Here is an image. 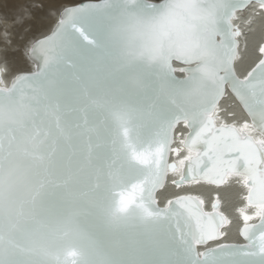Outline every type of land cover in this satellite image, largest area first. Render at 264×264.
Returning a JSON list of instances; mask_svg holds the SVG:
<instances>
[{
    "label": "snow or ice",
    "instance_id": "snow-or-ice-1",
    "mask_svg": "<svg viewBox=\"0 0 264 264\" xmlns=\"http://www.w3.org/2000/svg\"><path fill=\"white\" fill-rule=\"evenodd\" d=\"M245 14L260 22L251 57L240 25ZM14 44L0 53L13 76L0 91V264H17L4 246L5 223L26 197L38 194L47 209L56 187L95 170L85 134L89 120L102 121L88 110L94 98L127 109L139 135L163 147L147 191L150 200L169 193L161 214L172 228L159 240L168 254L162 264H264V215L242 212L230 238L219 193L211 212L192 194L244 177L246 207L264 208V144L254 139L264 138V0H44ZM25 62L35 71H20ZM173 62L187 66L184 78L173 74ZM226 97L244 118L218 126ZM170 154L179 176L169 177L177 171Z\"/></svg>",
    "mask_w": 264,
    "mask_h": 264
},
{
    "label": "water",
    "instance_id": "water-1",
    "mask_svg": "<svg viewBox=\"0 0 264 264\" xmlns=\"http://www.w3.org/2000/svg\"><path fill=\"white\" fill-rule=\"evenodd\" d=\"M27 63L26 72L35 71V66ZM184 67L187 66L173 62V74L184 78ZM12 78L5 82L0 69V79L5 84L0 91L9 90ZM86 103L90 112L102 116V121L89 120L85 132L92 139L95 170L79 183L56 187V198L47 209L41 208L38 194L26 197L5 223L4 246L17 264H145L149 259L162 264L168 254L159 251V240L172 226L161 214L164 202L159 197L150 200L147 191L159 172L163 147L139 135L138 121L127 109L108 106L101 98ZM179 139L174 147L179 146ZM254 139L264 144V138ZM192 155L195 154L188 153ZM175 158L170 154L169 161L175 163L177 171L169 173V177L179 173L181 167ZM236 178L243 180L244 187L246 179ZM236 178H228L225 186L218 189L223 201L228 192L225 188ZM202 194L208 196L210 192L202 189ZM212 201L204 205L206 212H211ZM247 210L252 211L243 213L264 215V208ZM259 238L264 241V234Z\"/></svg>",
    "mask_w": 264,
    "mask_h": 264
},
{
    "label": "bare ground",
    "instance_id": "bare-ground-1",
    "mask_svg": "<svg viewBox=\"0 0 264 264\" xmlns=\"http://www.w3.org/2000/svg\"><path fill=\"white\" fill-rule=\"evenodd\" d=\"M43 2L44 0H0V10L4 12V15L0 16V53H2L4 50H15L14 41H16L17 39V33L23 26L28 24V22L32 18L33 11L39 9ZM65 2L68 4H72L79 2V0H65ZM13 10H18L17 14L13 15ZM49 17L52 20H55L56 13L54 11H50ZM240 25L244 30H247L249 32V57L257 55L258 53L255 52V39L253 38V35L258 30L260 22L255 18L249 21L247 19V14H245L240 20ZM24 30L26 31L27 29L25 28ZM28 46L29 45H25V47L22 49L24 55ZM241 47H243V39H241ZM0 69L2 71L4 81L7 82L12 76V72L9 63L3 59L2 55H0ZM28 69L29 65L27 62L20 66V71H26ZM243 118V114L240 113V110L234 100L227 97L221 104L219 118L217 119V125L225 123L226 121H232L234 119L242 120ZM179 138L177 136V139ZM181 155H188V153L186 154V152H184ZM174 161L177 163L178 159L175 158ZM172 176H179V173L173 174ZM242 181V179L238 178L230 180L228 186L225 188V190L228 191L226 196H224L225 200L223 201L220 198L222 204H226L225 206H223L222 210L233 221L230 228V238L235 236L234 231L240 224L239 218L241 213H249L252 211L247 210V208L245 207L243 197L246 192V189L243 187ZM168 187L170 190V185H168ZM202 189L208 190L210 192V195H203ZM218 191L220 190L212 187H199L194 188L192 190V194L198 195L205 201V204L208 206L210 201L215 199L216 193H218ZM168 194L169 193L167 191H162L159 196V199L163 202L164 196H167Z\"/></svg>",
    "mask_w": 264,
    "mask_h": 264
},
{
    "label": "clouds",
    "instance_id": "clouds-1",
    "mask_svg": "<svg viewBox=\"0 0 264 264\" xmlns=\"http://www.w3.org/2000/svg\"><path fill=\"white\" fill-rule=\"evenodd\" d=\"M3 88H5V84H4V81L2 79H0V89H3ZM259 252L264 254V247H261L259 249Z\"/></svg>",
    "mask_w": 264,
    "mask_h": 264
},
{
    "label": "rangeland",
    "instance_id": "rangeland-1",
    "mask_svg": "<svg viewBox=\"0 0 264 264\" xmlns=\"http://www.w3.org/2000/svg\"><path fill=\"white\" fill-rule=\"evenodd\" d=\"M13 11H14V10H13ZM13 11H12V12H13ZM8 12H10V11H8ZM17 12H18V10H17V11H14L12 14L15 15V14H17ZM2 15H4V12H2V11L0 10V16H2Z\"/></svg>",
    "mask_w": 264,
    "mask_h": 264
}]
</instances>
